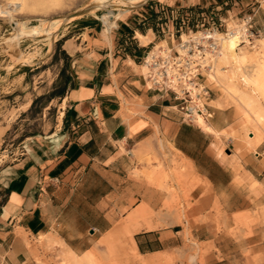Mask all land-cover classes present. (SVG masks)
I'll return each mask as SVG.
<instances>
[{"label":"crops","instance_id":"obj_1","mask_svg":"<svg viewBox=\"0 0 264 264\" xmlns=\"http://www.w3.org/2000/svg\"><path fill=\"white\" fill-rule=\"evenodd\" d=\"M252 12L262 35L263 0H152L125 11L109 33L100 28L74 60L62 127L27 142L0 172V264H38L34 240L83 256L143 206L147 227L133 235L135 251L151 257L181 247L182 232L160 225L161 216L170 223V195L151 175L155 159L169 165L171 149L197 182L189 215L206 220L193 237L214 243L208 264H245L228 252L236 242L217 232L215 210L221 206L230 228L234 215L264 207V139L244 141L236 110L216 97L205 122L210 131L184 123L173 94L150 87L143 61L158 47L175 53L180 35L207 15Z\"/></svg>","mask_w":264,"mask_h":264},{"label":"rangeland","instance_id":"obj_2","mask_svg":"<svg viewBox=\"0 0 264 264\" xmlns=\"http://www.w3.org/2000/svg\"><path fill=\"white\" fill-rule=\"evenodd\" d=\"M94 1L98 0H0V40L8 39L0 42V172L4 166L20 157L27 142L47 137L62 127L65 109L63 98L69 88L75 85L74 60L91 43L100 28L104 26L109 33L113 26L109 25L107 10H100L95 14L86 12L69 22H57L55 25L61 23L64 26L60 24L56 40L49 45L38 38L23 36V32L28 33L27 29L32 28H36V31L48 21H55V17L82 12ZM144 4L127 11L136 10ZM114 12L118 14L117 10ZM242 15H233V19L228 21L229 27H235ZM21 25L24 29H21ZM86 26L94 27L91 30ZM259 30V26L257 29L255 27L254 41L251 45L239 47L237 54L224 49L221 44L223 55H220V51L216 55L211 77L206 79L212 100L215 97L221 99L223 107L236 110L237 116L241 118L242 139L249 141L252 136L254 142L248 143L254 145L264 139V96L245 86L243 77L264 72V64L258 59V52L264 45V31L260 35ZM18 31H22L23 37ZM19 35L22 38H17ZM12 37L16 39L9 40ZM232 89L237 93L232 92ZM249 100L252 101L251 107L248 106ZM167 158L170 163L165 167L162 161L155 159L157 167L152 169L154 173L151 175L160 182L159 187L170 195L165 203V208L170 212V223L162 221L161 216L160 225L175 226L176 231L182 232L181 247L170 253L140 257L134 250L133 235L138 227L140 230L147 227L148 219H132L133 212L115 225L117 232L110 231L93 250L83 256H77L67 248L64 250L60 244L55 247L57 242L32 241L30 245L37 263L144 264L146 259H151V264H208L209 255L215 251L214 243H202L193 237L194 226L206 220L189 215L193 207L191 192L197 182L188 163L176 151L171 149ZM3 196L0 186V203ZM215 211L217 232L227 233L236 242L229 247L228 252L244 260L245 264L264 261V207L234 215L230 228L226 226L228 218L220 205ZM151 217L152 221L157 215L152 213ZM216 252L220 258L219 252Z\"/></svg>","mask_w":264,"mask_h":264},{"label":"built area","instance_id":"obj_3","mask_svg":"<svg viewBox=\"0 0 264 264\" xmlns=\"http://www.w3.org/2000/svg\"><path fill=\"white\" fill-rule=\"evenodd\" d=\"M230 19L233 16L216 20L214 14L207 15L197 30L180 35L175 53L158 47L143 61L150 87L173 94L184 123L197 125L199 119L206 122L212 115V93L206 79L212 70L210 56L217 55L221 46L218 40H208L207 35H228L232 30L241 46L254 41L255 13L243 14L235 27H229Z\"/></svg>","mask_w":264,"mask_h":264},{"label":"bare ground","instance_id":"obj_4","mask_svg":"<svg viewBox=\"0 0 264 264\" xmlns=\"http://www.w3.org/2000/svg\"><path fill=\"white\" fill-rule=\"evenodd\" d=\"M103 1H105V0H98L96 2L94 1L95 3L87 6L85 10H87V12L92 13V14H95L96 12H98L100 10H107L109 25L112 27L116 23V20L125 11H127L129 9H132V8H134L136 6L142 5V4L146 3L148 0H106L108 2H103ZM85 10H83V11H85ZM115 10L118 11V14H115V12H114ZM77 18H78L77 12L71 14L69 17H61V16H59L58 18L55 17L53 19L55 21H51V22L48 21L46 25L40 26L36 31H35L36 28H34V29L33 28L32 29H27L26 26L23 24V26H25V29H27L29 31L28 33L27 32H23V34H24L23 36H27L29 38L30 37H32V38H38L37 40L43 41L42 43L45 42L47 45H49L50 42H53L54 40H56V36L58 34V30H59L60 24L62 22H64V21L65 22H69V21H72V20L77 19ZM59 21H61V23H59V26L55 25ZM61 25H63V24H61ZM23 26L21 25V29H24ZM60 29H61V27H60ZM232 29H234V28H232ZM20 32H22V31H20ZM20 32L18 31V33L21 34V36H22V33H20ZM16 35H15V37H16ZM236 35H237L236 32L235 31L233 32L231 30L228 35H223V34H216V35L215 34H212V35H209L208 34L206 38L208 40H210L211 38H213L214 40H218L219 43H220V46L222 44V47L224 49H228V50H230L231 53H236L237 54V49L239 47H241V45L239 44ZM22 37H20V35H19L17 38H22ZM140 38L142 40H144L142 37H140ZM13 39H16V38L12 37L9 40H13ZM2 40L3 41H6L8 39H2ZM258 53H259L258 54V59L262 62V64H264V45H263V49H261ZM220 55H223V52L222 51H220ZM34 56H35V54H34ZM23 57H24V55H23ZM215 57H216L215 54H213L212 56H210V58H212V62L213 63H214ZM20 58H22V57H20ZM28 58H29V56H28ZM25 59L28 60L27 58H25ZM20 60H22V59H20ZM31 61L33 62V59ZM22 65H24V63ZM212 69H213V67H212ZM145 70L147 71L146 68H145ZM211 73H212V71L209 74H207V77H209L211 75ZM243 82L245 83V86H248L249 88H251V90L253 92L259 93V94H261V95L264 96V72L263 71H259L257 73V75H255L253 77H247V76L245 77L244 76L243 77ZM232 92L237 93V91L235 89H232ZM248 106H250V107L252 106V101L251 100H249ZM198 125L200 127L204 128V129L209 130V131L211 130V128H207L206 123H205V121L203 119H199L198 120ZM262 127L264 129V126H262ZM148 214L149 213H148L147 207L146 206H143L142 208L138 209L134 213V215L132 216V219H135L137 217L144 218V217H147ZM139 230H140V227H138L135 232H138ZM139 256L140 257H144V256H141V255H139ZM152 262H153V260L146 259V261L144 262V264H151Z\"/></svg>","mask_w":264,"mask_h":264},{"label":"water","instance_id":"obj_5","mask_svg":"<svg viewBox=\"0 0 264 264\" xmlns=\"http://www.w3.org/2000/svg\"><path fill=\"white\" fill-rule=\"evenodd\" d=\"M149 2H151V0H149L147 3H145L144 5H147ZM87 12V10H85V11H82V12H78L77 13V16L79 17V16H81V15H83L84 13H86ZM67 17H69V16H67ZM3 40H0V42H2Z\"/></svg>","mask_w":264,"mask_h":264},{"label":"trees","instance_id":"obj_6","mask_svg":"<svg viewBox=\"0 0 264 264\" xmlns=\"http://www.w3.org/2000/svg\"><path fill=\"white\" fill-rule=\"evenodd\" d=\"M156 20V17H155V15L151 18V21H152V23H153V21H155Z\"/></svg>","mask_w":264,"mask_h":264}]
</instances>
